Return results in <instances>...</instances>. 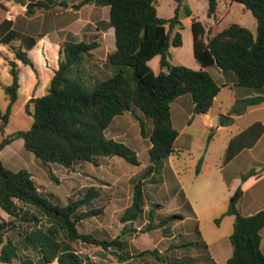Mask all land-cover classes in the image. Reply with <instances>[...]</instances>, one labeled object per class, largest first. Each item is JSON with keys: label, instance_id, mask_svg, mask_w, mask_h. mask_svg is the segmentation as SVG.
<instances>
[{"label": "trees", "instance_id": "1", "mask_svg": "<svg viewBox=\"0 0 264 264\" xmlns=\"http://www.w3.org/2000/svg\"><path fill=\"white\" fill-rule=\"evenodd\" d=\"M90 1L83 0L81 5ZM207 1L208 17H215L218 0ZM234 1L252 13L257 20V31L232 23L211 36L206 33L201 21L194 20L191 25L194 56L202 66L200 70L173 65L170 61L171 47L183 46L182 34L177 33L172 38L168 31V28L184 29L181 21L183 0H177L174 16L169 19L158 15V0H106V5L110 6L109 26L115 30V50L106 61L112 72L110 76L96 80L93 88L84 84L81 73L83 64L99 43L72 40L61 43L58 69L45 95L32 97L26 103V114L34 118L31 129L14 133L0 143V209L10 218L4 221L0 217V264H15L18 259H21L20 264H89L76 249L80 243L112 252L118 260L117 264H130L136 258L146 257H154L161 264L193 263L180 258L167 260L156 249L132 253L125 238L127 229L123 230V236L113 240L81 233L79 224L101 213L99 210H83L99 197L97 189L89 188L83 197L66 205L52 202L40 191L30 172H14L5 168L1 152L13 141L23 139L25 149L46 165L71 168L81 163H92L99 167L100 159L118 157L133 166H140L134 150L106 135L115 118L130 112L139 122L141 135L150 142V164L142 172V181L135 185L132 205L126 209L122 222L133 224L141 220L147 207L144 184L147 178L155 176L153 164L179 155L175 149L179 133L172 123V103L181 96L190 95L194 114H207L225 86L208 71L212 67L232 73L237 86L264 87V0ZM190 15L191 11L186 10L184 16ZM9 23L4 21L3 25L8 26ZM15 37L16 33L11 32L7 43ZM31 48L32 45L26 48L20 46L15 55L19 62L30 66L37 74L35 64L28 55ZM156 57L160 58L161 71L158 74L150 65ZM10 66L12 84L5 89L10 105L6 113L0 110V119L4 124L9 122L21 88L18 64L12 62ZM241 102L245 106L243 110L236 106L228 115L221 117L222 124H226L225 120L231 121V115L243 112L248 106L264 103V97ZM138 112L153 124L149 135ZM253 176L256 173L250 172L243 176V181ZM242 196L243 190L239 188L231 197L226 213L235 217L230 235L233 254L227 264H264V252L261 250L264 210L242 216L238 210ZM155 207L162 208L156 204L150 210L151 218ZM177 220H183V217L178 214L166 216L156 227H150L144 233L164 228ZM198 234L208 258L206 264H214L207 243L199 231ZM193 244L170 245L169 248L180 250Z\"/></svg>", "mask_w": 264, "mask_h": 264}, {"label": "rangeland", "instance_id": "2", "mask_svg": "<svg viewBox=\"0 0 264 264\" xmlns=\"http://www.w3.org/2000/svg\"><path fill=\"white\" fill-rule=\"evenodd\" d=\"M4 0H0V110L6 113L10 101L7 98L5 89L12 84L11 66L12 62L18 65L22 64L16 59L15 52L20 48L19 41L7 43L8 37L7 25H3L6 15ZM19 3L18 0H14ZM158 15L162 18H172L176 7L177 0H158ZM34 6L33 3H29ZM28 4V5H29ZM19 5V4H18ZM18 10L24 11L27 8L19 5ZM27 7V5H26ZM181 21L184 29L177 27L173 30L168 28L171 37L174 38L177 33L183 36V46L180 48L171 47L170 61L173 65H181L199 70L200 66L194 56L192 22L199 20L203 23L208 35L214 36L221 32L232 23H244V27L257 31V20L244 5L234 0H218V10L215 17H208L207 0H183L181 6ZM186 10L191 11L189 17H185ZM9 15V14H8ZM18 17V16H17ZM104 17V16H102ZM62 17L61 20H65ZM110 19V16H108ZM3 25V26H2ZM107 35L106 39H98L100 48L93 50L92 56L86 60L82 66L81 76L84 84L93 88L96 80L106 78L111 75L112 70L107 67L106 61L108 55L115 48V34ZM7 38V39H5ZM4 39L3 42H1ZM95 38L90 39L93 41ZM55 65V64H54ZM58 65V63H57ZM153 70L160 68L159 59L156 57L151 62ZM38 67V66H37ZM44 67L50 73L53 69V63L47 60ZM19 70V69H18ZM114 70V69H113ZM129 70V69H128ZM38 78L39 72L36 69ZM208 71L216 77L219 69L212 67ZM130 72V71H128ZM27 71L22 70V86L24 91L27 88L28 78ZM228 93L227 90L224 94ZM184 106V115L193 112V102L191 96ZM26 94L20 93L18 101L12 107V114L8 124H4L0 119V143L7 137L17 132H26L31 129L34 118L25 112ZM185 101V100H184ZM174 116L177 114L176 105L173 107ZM197 115V114H195ZM138 116L145 122L146 131L149 135L153 124L138 112ZM198 117V116H197ZM106 135L118 142L129 146L138 155L141 166H133L122 158L100 159L99 167L92 163H81L71 168H66L57 164H43L38 161L33 153L28 152L24 146L23 139H17L1 152V160L5 168L10 171L27 170L35 179L40 191L52 202L66 205L70 201L83 197L86 191L95 187L99 192V197L89 207L83 208L84 211L99 210L101 213L93 218L86 219L79 224V231L84 234H92L100 239L113 240L123 236V230L127 229L126 239L130 251L140 253L145 250H158L160 255L167 260L171 258L188 259L193 261L192 264H206L208 258L204 254L201 236L198 234L200 228L205 236L207 243L213 245L214 241H219V245L224 244V237L233 232L234 218H221L219 222L209 219L210 216L202 217L195 220L188 218L186 221L177 220L170 223L164 228L150 229L156 227L161 219L166 216L174 215L179 207L183 214L187 213L182 203V186L191 182L193 179L200 177V174L209 172L207 166L198 169L200 158L194 154H179L173 156L170 160H163L154 164L155 177L147 178L144 184V193L147 199L146 210L143 218L133 224L123 223L122 216L126 209L132 205L134 188L137 182L142 181L141 175L144 169L150 164L149 140L145 141L141 135V128L138 120L130 112L115 118ZM180 143H178V146ZM162 180H164V185ZM198 194V192L195 190ZM195 193V195H196ZM160 204L161 209L155 207L153 218L149 216L150 210ZM0 217L4 221H9V216L0 209ZM217 219V220H218ZM219 225L221 227H219ZM223 238L221 241L220 239ZM226 241V240H225ZM194 243L186 249L175 250L169 248L170 245H183ZM227 244L231 247L229 239ZM215 247V246H214ZM80 255L89 262V264H117L116 256L110 251H104L100 247L80 243L76 246ZM264 251V243L262 246ZM22 253L20 258H22ZM32 255V254H30ZM20 260L15 264H20ZM57 264V263H54ZM130 264H161L154 257L136 258Z\"/></svg>", "mask_w": 264, "mask_h": 264}, {"label": "crops", "instance_id": "3", "mask_svg": "<svg viewBox=\"0 0 264 264\" xmlns=\"http://www.w3.org/2000/svg\"><path fill=\"white\" fill-rule=\"evenodd\" d=\"M82 1L18 0L19 3H15L14 0L3 1L7 8L2 22H10L5 36L8 37L11 32H15L16 37L9 43L16 40L24 48L32 45L28 55L39 72L38 78V74L30 66L23 63L18 65L20 93L26 94V101L32 97L39 98L45 95L46 88L58 69L62 42L72 40L93 43L98 42L100 38L105 40L107 35L111 36L113 32L115 34L114 28L109 26L110 6L106 5V0H91L83 6ZM29 3L34 4L30 8L31 12L28 13L30 9H27L24 14V11L18 10V7H21L19 5H23L24 10V7L31 5ZM38 4L41 6H37ZM62 17L66 19L61 20ZM238 24L244 26V23ZM93 38L95 40L89 41ZM100 46L99 44L98 48ZM158 59L160 60L159 57ZM47 60L53 63L50 73L44 67ZM199 66L202 69L200 64ZM23 69L28 73V86L25 91L21 78ZM153 71L158 74L161 70L158 68L157 71ZM215 78L225 86L222 87L207 114L195 115L193 104V112L186 113L185 116L184 106L189 102V99H186L187 95L177 98L171 106L172 123L179 133L175 142L176 151H179V154L198 156L200 168L207 166L209 169V172L200 174V177L180 188L183 194V207L187 208L188 214L179 212L183 209L181 207L174 213L181 215L182 221L190 217L195 220L200 218L201 221L205 215L210 216V221H217L222 216L233 217L235 221L234 216L226 213L231 197L239 188L243 190V196L238 203V210L242 216H251L264 210V103L248 106L243 112L231 115V121L225 120L226 124L221 123V117L228 115L236 106L240 111L243 110L245 106L241 101L264 97V87L255 89L237 86L234 75L222 70H219ZM225 90L228 93L224 94ZM174 105L177 108L176 116L173 112ZM143 139L148 140L144 137ZM147 149L149 150L150 146ZM172 157L165 160H170ZM250 172H255L256 176L243 181V176ZM162 182L164 185V180ZM199 230L207 243L201 228ZM231 234L224 237L223 245H219V241H214L213 245L207 243L214 264H227L232 256V246L229 247L227 244ZM261 235L263 251L264 230Z\"/></svg>", "mask_w": 264, "mask_h": 264}, {"label": "water", "instance_id": "4", "mask_svg": "<svg viewBox=\"0 0 264 264\" xmlns=\"http://www.w3.org/2000/svg\"><path fill=\"white\" fill-rule=\"evenodd\" d=\"M31 6H33V5H29V6L27 7V9H30V8H31Z\"/></svg>", "mask_w": 264, "mask_h": 264}]
</instances>
